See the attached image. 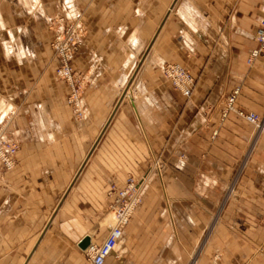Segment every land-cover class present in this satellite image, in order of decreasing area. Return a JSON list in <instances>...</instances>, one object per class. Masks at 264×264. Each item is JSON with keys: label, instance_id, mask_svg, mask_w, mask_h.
Here are the masks:
<instances>
[{"label": "crops", "instance_id": "0c3cea01", "mask_svg": "<svg viewBox=\"0 0 264 264\" xmlns=\"http://www.w3.org/2000/svg\"><path fill=\"white\" fill-rule=\"evenodd\" d=\"M87 30L73 61L85 109L56 76L52 20ZM264 0H0V264H91L109 234L108 192L143 202L105 264H264V54L250 65ZM195 79L187 97L163 74Z\"/></svg>", "mask_w": 264, "mask_h": 264}, {"label": "built area", "instance_id": "2783aa9c", "mask_svg": "<svg viewBox=\"0 0 264 264\" xmlns=\"http://www.w3.org/2000/svg\"><path fill=\"white\" fill-rule=\"evenodd\" d=\"M76 22H65L60 19L52 48L58 61L57 77L65 80L70 86L71 93L68 103L74 110L82 113V87L76 78L72 62L83 43V28ZM257 48L250 53L248 63L252 65L255 60L264 54V17L260 20L255 32ZM164 76L171 81L174 88L182 95L189 97L195 86V79L191 73L180 65H166L163 69ZM239 90L232 92L226 103L225 112H234L239 118L252 124L256 130L264 131V116L236 107ZM18 145L12 142L6 132V125L0 124V162L6 170H12L16 164ZM109 214H113L114 223L109 229L106 240L101 245H91L86 251V256L91 264H105L106 259L114 254L117 249L123 230L131 222L135 212L143 202L141 184L133 177H129L123 187H115L108 192ZM216 264V263H215Z\"/></svg>", "mask_w": 264, "mask_h": 264}, {"label": "rangeland", "instance_id": "374dc122", "mask_svg": "<svg viewBox=\"0 0 264 264\" xmlns=\"http://www.w3.org/2000/svg\"><path fill=\"white\" fill-rule=\"evenodd\" d=\"M61 18H65V22H68V23H70V22H76L75 20H70L65 14H60V15H58L56 18H54L53 20H52V29H53V31H54V38H55V35H56V32H57V29H58V26H59V22H60V19ZM77 23H79V25H81L82 26V28H83V43H82V45H81V47H80V49L82 48V46L84 45V42H85V38H86V36H87V30H86V28H85V26L78 20V22ZM54 38H53V40H52V42H51V44H50V48H51V51H52V56H53V58L54 59H56L55 58V54H54V50H53V48H52V43H53V41H54ZM80 49H79V51H80ZM79 51H78V53H79ZM77 53V54H78ZM77 56V55H76ZM75 59V58H74ZM57 60V59H56ZM74 61V60H73ZM58 62V61H57ZM166 66V65H165ZM57 67H58V65H57ZM72 67H73V62H72ZM56 70H57V68H56ZM73 70H74V68H73ZM74 72H75V70H74ZM75 74H76V72H75ZM56 76H57V74H56ZM58 78V77H57ZM59 79V78H58ZM60 80H62V79H60ZM63 81H65V80H63ZM66 82V81H65ZM67 84H68V82H66ZM69 85V84H68ZM70 93H71V90H70ZM70 95V94H69ZM68 98H69V96H68ZM68 98H67V103H68ZM69 104V103H68ZM82 104H83V101H82ZM70 107H71V110H72V112L74 113V115L76 116V118H78V119H83L84 118V116H85V109H84V106L82 107V113L81 114H79V113H77L75 110H74V108L71 106V105H69ZM6 129H7V127H6ZM16 163H17V155H16ZM2 164V163H1ZM15 166H16V164H15ZM15 168V167H14ZM135 179V178H134ZM128 180V179H127ZM136 180V179H135ZM138 181V180H137ZM127 182V181H126ZM139 182V181H138ZM126 184V183H125ZM114 223V220H113V214H111V224H113ZM218 264L217 263V259L212 263V264Z\"/></svg>", "mask_w": 264, "mask_h": 264}, {"label": "water", "instance_id": "95a60500", "mask_svg": "<svg viewBox=\"0 0 264 264\" xmlns=\"http://www.w3.org/2000/svg\"><path fill=\"white\" fill-rule=\"evenodd\" d=\"M91 240L89 237H86L82 242L79 244L81 250L86 251L91 246Z\"/></svg>", "mask_w": 264, "mask_h": 264}]
</instances>
